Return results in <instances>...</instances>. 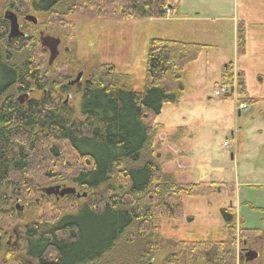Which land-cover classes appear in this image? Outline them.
<instances>
[{"label":"trees","instance_id":"16d2710c","mask_svg":"<svg viewBox=\"0 0 264 264\" xmlns=\"http://www.w3.org/2000/svg\"><path fill=\"white\" fill-rule=\"evenodd\" d=\"M176 1H6L18 18L33 14L37 23H27L29 32L9 39L10 26L0 11V223L8 225L17 213L24 238L22 256L0 239V264H151L161 250L164 220L183 218L182 200L226 188L175 180L163 172L152 146L161 129L157 117L165 105L179 103L182 75L199 60L204 45L151 39L142 91L114 66L103 65L94 75L98 81L82 90L80 118L64 102L69 75L64 70L60 82L52 81L46 50L39 45L42 25L72 36L71 17L163 19L169 10L177 15ZM245 42L240 27L238 53H245ZM233 77L227 70L222 83ZM237 82L240 99L256 104L246 98L242 73ZM23 92L39 98L21 104L16 96ZM52 179L75 186L82 196H66L63 208L40 197L43 216L24 222L14 202L39 197ZM223 213L224 241L178 242L163 264H237V214L234 207ZM254 232L242 228L240 235L251 241L248 234ZM258 260L264 263V245Z\"/></svg>","mask_w":264,"mask_h":264},{"label":"rangeland","instance_id":"374dc122","mask_svg":"<svg viewBox=\"0 0 264 264\" xmlns=\"http://www.w3.org/2000/svg\"><path fill=\"white\" fill-rule=\"evenodd\" d=\"M6 1L0 0L3 17L7 11H12L6 9ZM179 1L184 8L178 7L177 2L176 6L180 13L186 14L183 16L181 13L183 22L178 21L180 16L172 15L163 19L125 21L75 16L70 18L75 24L72 36L61 28L42 25L38 30V41L40 33L61 40L59 57L49 66V78L60 82L66 70L70 79L66 83L69 90L64 102L80 118L82 90L90 80L98 81L94 75L103 65L114 66L118 74L131 78L135 91H142L151 39L204 45L199 60L189 65L182 75L184 94L179 103L165 105L157 117L161 129L154 134L152 146L155 155H159L158 163L163 172L171 174L175 180L226 188L222 192L211 194L208 190L203 196L182 200L183 218L164 220L161 226V250L151 264H163L178 242L224 241L227 230L223 211L230 207H234L237 214V264H264L261 260L252 263H245L244 260L247 251L261 254L264 245V84L251 71L244 76L246 92L248 88L250 93H246V98L258 100L250 106L247 101H242L243 98L240 99L239 77L236 76L239 71L235 68L236 64L230 65L235 63V51L238 57H244L246 67H252L259 57L252 63L253 46H250L246 33L245 54H240L237 40L234 42L229 34L228 24L224 25L218 20L193 24V13L188 16L186 12L192 0ZM19 25L21 31L29 32L30 27L23 18H19ZM240 27L244 28L241 23L238 29ZM194 31L197 34L191 35L190 32ZM40 48L44 49L42 46ZM45 52L48 66L50 54L48 50ZM225 67L234 75L233 81L228 84L222 83ZM81 73L80 84L69 86ZM223 84L232 88L227 95L224 93L225 96L219 98L216 93ZM24 94L19 93L16 99ZM30 98L39 97L33 95ZM240 104L246 105L247 109H241ZM226 141L231 143L229 148L223 146ZM49 188H59L60 191L72 189L75 194L67 196H82L75 186L52 179L40 189L39 197L14 202L24 222L43 216L42 203L38 199ZM48 197L54 200L58 208H63L67 202L66 196ZM82 203L77 199V206ZM11 215L15 220L5 226L0 223V239H5L4 246L15 250L17 256H22L23 224L17 221L20 219L17 213ZM242 228L256 230L253 235L248 234L251 241L240 235Z\"/></svg>","mask_w":264,"mask_h":264},{"label":"crops","instance_id":"0c3cea01","mask_svg":"<svg viewBox=\"0 0 264 264\" xmlns=\"http://www.w3.org/2000/svg\"><path fill=\"white\" fill-rule=\"evenodd\" d=\"M204 2L192 0V4L190 7L187 6L188 11L186 12L188 16H191L193 13L194 18L193 20H189H192L193 24L210 21L215 22V20H218V22L224 25L228 24L229 34L234 42L237 40V31L241 23L246 29L245 33L247 39L250 41V46H253V50L251 49L252 63H255L256 57H259V59L255 64H252V67H246L244 65L246 64V60L243 59L244 57H238L235 51V63L230 64H236L235 68L244 76L250 74L247 73L248 71H251V74L258 75L259 82L264 84V0H206ZM178 3V7L183 9L182 2L179 1ZM181 13L178 8V13L174 16H180L178 18L179 22H183L184 20L181 18ZM182 14L183 16L186 15L185 13ZM202 17L204 18L202 19ZM190 34L196 35L197 32H190ZM258 51L259 54H257ZM247 93H249L248 88ZM257 99L261 98L257 97Z\"/></svg>","mask_w":264,"mask_h":264},{"label":"water","instance_id":"95a60500","mask_svg":"<svg viewBox=\"0 0 264 264\" xmlns=\"http://www.w3.org/2000/svg\"><path fill=\"white\" fill-rule=\"evenodd\" d=\"M6 21H9L10 23V35L9 39L23 36V33L20 31V27L17 21V17L14 13L7 11L4 16ZM25 21L27 23H37V19L33 16H26ZM60 40L50 37V36H44L43 33L40 34V44L43 48L47 49L49 51L50 57H49V64L52 65L54 61L59 57V46H60ZM83 77V74H79L75 81L71 82L69 85L74 86L81 82ZM28 97V95H23L19 97L18 101L23 104L25 99ZM75 194V191L72 189L69 190H63L60 191L59 188H49L45 189L43 191V197L44 196H51V195H57L59 197H65L67 195H73ZM79 198L80 196L77 195ZM86 197V195H84ZM260 257V254L255 251H247L245 253V260L247 263H252L256 261Z\"/></svg>","mask_w":264,"mask_h":264},{"label":"flooded vegetation","instance_id":"af4514ba","mask_svg":"<svg viewBox=\"0 0 264 264\" xmlns=\"http://www.w3.org/2000/svg\"><path fill=\"white\" fill-rule=\"evenodd\" d=\"M4 20H5V18H4ZM6 21V20H5ZM17 21H18V23H19V18L17 17ZM8 23H9V21H7ZM9 26H10V23H9ZM20 28H21V26H20ZM9 34H10V30H9ZM9 34H8V36H9ZM41 34V33H40ZM79 75V74H78ZM78 77V76H77ZM80 84V83H79ZM76 86V85H75ZM27 95H28V97L26 98V100H25V102L27 101V100H29V98L31 97V94H32V92H29V93H26ZM26 94H24V95H26ZM24 102V103H25Z\"/></svg>","mask_w":264,"mask_h":264},{"label":"built area","instance_id":"2783aa9c","mask_svg":"<svg viewBox=\"0 0 264 264\" xmlns=\"http://www.w3.org/2000/svg\"><path fill=\"white\" fill-rule=\"evenodd\" d=\"M223 91L225 92V91H226V88H224V89L222 90V92H223ZM220 94H221V92H217V93H216V95H220ZM243 107H244V106H241V108H243ZM225 146H227L226 143H225Z\"/></svg>","mask_w":264,"mask_h":264}]
</instances>
